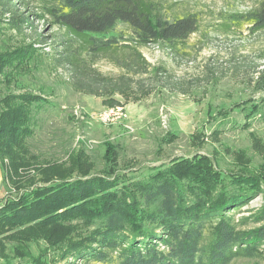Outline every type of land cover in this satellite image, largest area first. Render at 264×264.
<instances>
[{"label":"trees","instance_id":"trees-1","mask_svg":"<svg viewBox=\"0 0 264 264\" xmlns=\"http://www.w3.org/2000/svg\"><path fill=\"white\" fill-rule=\"evenodd\" d=\"M35 2L37 11H31ZM46 17L58 30L45 35L44 29L33 42L47 46L54 40L57 65L67 72L74 91L101 98L108 106L121 105L119 96H144L168 84L173 90L189 92L171 82L165 67L153 66L141 48L153 43L181 54L199 30L198 13L170 20L154 0H0V23L11 24L19 32H36L35 18ZM120 21L130 27L131 35L109 34ZM237 22L248 24L253 33L263 31L264 0L247 12L235 13L230 24ZM19 56L24 59L27 54ZM101 60L119 73L102 72L97 67ZM5 63L0 85L15 77L7 70L13 62ZM43 98L27 89L9 101L0 97V108L7 102L0 109V156L24 143L30 116L40 106L33 102ZM106 156L114 158L109 147ZM15 157L13 172L21 176L15 181L16 174L8 178L21 193L0 207V224L38 221L47 231L69 222L63 231H74L65 246L50 247L53 255L46 250L38 255L30 250L20 254L28 264H57L60 257L98 263L116 259L117 264H230L239 257H253L264 241V207L253 217H236L261 194L253 176L232 178L210 188L192 177L180 179L170 167L154 168L147 177L134 178L117 169L80 174L83 169L76 165L78 175L69 171L55 178L62 171L57 164L43 167L24 149ZM26 164L38 170L29 178L23 173ZM250 218L262 225L246 228L253 224ZM75 220L84 227L74 226Z\"/></svg>","mask_w":264,"mask_h":264},{"label":"rangeland","instance_id":"rangeland-1","mask_svg":"<svg viewBox=\"0 0 264 264\" xmlns=\"http://www.w3.org/2000/svg\"><path fill=\"white\" fill-rule=\"evenodd\" d=\"M154 1L167 19L188 13H198L200 17L199 30L190 36L181 54L153 43L141 48L153 66L165 67L171 82L189 92L173 90L168 84L144 96H119L128 117L113 123L97 118L113 106L72 89L67 72L57 65L54 40L48 41L49 46L33 42L36 33L44 29L45 35L58 30L50 24L49 17L35 18L36 32H19L11 24L0 23V79L4 77L5 61L13 62L7 70L15 76L8 84L0 85V97L9 101L23 89L44 97L43 101L33 102L40 106L30 116V130L26 128L23 133L27 137L24 143L0 156V207L21 193L9 181L15 174L14 181L21 176L12 167L19 149L43 167L57 164L62 171L57 169L61 172L55 178L69 171L78 175L76 165L83 169L80 174L87 171L96 175L117 169L134 178L147 177L154 168L170 167L180 179L192 177L210 188L232 178L254 177L261 194L236 217H253L264 207V30L253 33L246 23L230 24L235 13L249 11L258 0ZM37 5L31 4L30 10L37 11ZM118 33L131 35L132 30L120 21L109 32ZM23 53L26 57L35 56L26 62V57L19 56ZM20 62L24 63L16 67ZM97 67L107 74L119 73L118 68L104 60ZM6 105L7 102L1 108ZM108 147L114 158L106 156ZM24 169L28 178L38 171L30 164ZM249 221L253 224L246 228L262 225L252 218ZM38 223L0 224V264H28L19 258L27 250L34 255L42 250L53 255L50 247L65 246L66 238L74 232L63 231L69 222L47 231ZM72 224L84 227L77 220ZM56 262L117 264L116 259L98 263L73 262L63 257ZM230 264H264V241L255 248L253 257H239Z\"/></svg>","mask_w":264,"mask_h":264},{"label":"built area","instance_id":"built-area-1","mask_svg":"<svg viewBox=\"0 0 264 264\" xmlns=\"http://www.w3.org/2000/svg\"><path fill=\"white\" fill-rule=\"evenodd\" d=\"M128 117L127 110L124 105L113 106L110 109H106L98 114V119L106 122L113 123L121 121Z\"/></svg>","mask_w":264,"mask_h":264},{"label":"crops","instance_id":"crops-1","mask_svg":"<svg viewBox=\"0 0 264 264\" xmlns=\"http://www.w3.org/2000/svg\"><path fill=\"white\" fill-rule=\"evenodd\" d=\"M1 180H2V178L0 179V184H1V182H2Z\"/></svg>","mask_w":264,"mask_h":264}]
</instances>
